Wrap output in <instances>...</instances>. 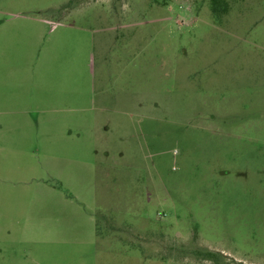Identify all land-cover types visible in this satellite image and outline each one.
<instances>
[{
  "label": "rangeland",
  "instance_id": "obj_1",
  "mask_svg": "<svg viewBox=\"0 0 264 264\" xmlns=\"http://www.w3.org/2000/svg\"><path fill=\"white\" fill-rule=\"evenodd\" d=\"M0 0V264H264V0Z\"/></svg>",
  "mask_w": 264,
  "mask_h": 264
},
{
  "label": "trees",
  "instance_id": "obj_2",
  "mask_svg": "<svg viewBox=\"0 0 264 264\" xmlns=\"http://www.w3.org/2000/svg\"><path fill=\"white\" fill-rule=\"evenodd\" d=\"M227 3L224 0H211L210 13L214 18H220L227 11Z\"/></svg>",
  "mask_w": 264,
  "mask_h": 264
}]
</instances>
